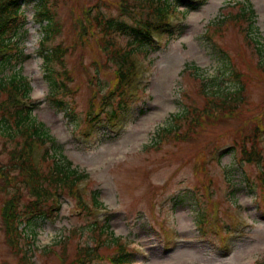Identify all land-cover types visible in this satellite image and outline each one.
I'll list each match as a JSON object with an SVG mask.
<instances>
[{
	"label": "rangeland",
	"instance_id": "374dc122",
	"mask_svg": "<svg viewBox=\"0 0 264 264\" xmlns=\"http://www.w3.org/2000/svg\"><path fill=\"white\" fill-rule=\"evenodd\" d=\"M87 1L88 5L93 2ZM250 1L255 10L252 35L264 47V0ZM54 2L56 6L51 8L55 9L54 20L62 21L64 27L52 43L63 40L72 44L71 8L79 12V5L86 0ZM238 9L239 5L235 6L233 0H207L198 9L187 12L186 17L177 16L185 24L182 36L167 41L162 38L163 45L159 49L148 51L145 48L143 55H139V63L146 70L141 80L146 89L136 96L128 119L120 121L123 128L99 125L100 142L88 147L82 129L93 90L90 79L97 67L77 69V90L67 97L59 94L58 97L67 102L65 108L60 107L50 97L57 93L52 92L41 54L47 22L39 21L33 2L24 5L21 20L24 18L26 23L16 32H25V37L18 42L22 53L14 57L12 66L2 65L0 76L5 79L16 72L29 76L32 97L39 104L34 109L37 121L61 144V152L72 161L73 167L90 175L89 184L83 190L87 203L89 190L96 189L107 211L101 215L96 209V213L89 216L79 207L76 196L65 195L60 199L61 210L53 221L39 216L28 220L27 231L35 233L36 237L23 234V254L7 242L0 215V264H71L72 260L76 261L80 247L92 243V222L103 221L105 216L110 217L115 234L125 237L130 241V248L138 250L133 256L134 264H258L264 260V187L258 180L257 167L240 163L241 147L236 150L238 157L230 150L231 142L236 143L233 128L241 119L221 124L206 120L194 138L188 140L184 136L167 143L163 140L164 129L180 123L176 115L182 117L188 103L199 106L204 103L198 73L185 71L186 65L199 67L203 77L212 81H208L207 86L219 91V95L234 92L241 86L234 77L238 67L228 58L249 55L247 48L252 49V42L231 27L222 36L213 32L218 19ZM104 10L116 15L112 8L104 7ZM207 29L212 35H207ZM83 51L86 64L90 65L94 57L106 59L102 51L80 47L74 56L67 55L68 65L71 66ZM261 57L264 60V50ZM108 71L95 74L94 86L101 93L113 84ZM246 84L252 102L242 107V118L251 117L264 105V81L248 78ZM251 121L244 126L243 133L252 132L255 123L252 126ZM6 132L0 125V162L9 164L11 150L16 142L21 143V136L17 135L14 141ZM240 136L238 134L237 138ZM258 139L264 145V128ZM157 142L163 146H152ZM208 145H216L219 160L207 162ZM3 183L0 175V212L9 195L2 188ZM209 195L213 198L211 203ZM217 205L220 209L214 213L213 220L217 215L224 225L235 220L224 242L215 232L204 233L199 222L207 216L206 212L210 218L211 206ZM204 228L207 230L206 225ZM168 241L174 246L171 250L165 246ZM109 243L103 245L100 253L110 257ZM24 255L23 261L21 256Z\"/></svg>",
	"mask_w": 264,
	"mask_h": 264
},
{
	"label": "trees",
	"instance_id": "16d2710c",
	"mask_svg": "<svg viewBox=\"0 0 264 264\" xmlns=\"http://www.w3.org/2000/svg\"><path fill=\"white\" fill-rule=\"evenodd\" d=\"M207 0H97L91 6H88V1L79 5V12L71 8L73 13L71 29L75 37V45L71 48L72 51L76 50V46L80 45L82 49L91 47L90 49L97 51H104L106 59L94 57L91 60L92 64L102 67H113L109 70L108 76L111 78L113 88L119 100L113 105L109 112V120H114L118 115L125 111L127 102L130 99L126 98V93L130 86L134 83L135 71L137 65L135 64L134 56L136 51L141 50L146 44L152 45V31L159 28L168 27L167 13L170 12L174 5L185 6L188 10H196L201 5L206 3ZM34 3L36 12L40 22H47L44 27V37L41 39V54L43 55L44 63L49 76L50 87L52 92L57 93L58 87L61 84L66 86L63 78L59 80L54 78V71L51 65L54 61H59L65 66L64 54L69 51V48L62 42L52 44L54 35L58 33L63 27L64 23L60 20H54L56 6L54 0H0V49H7L12 47L14 43H7L8 31H17L21 26L20 19L16 20L17 15L24 12L23 4ZM68 3V1H65ZM101 3H106V8H112L116 11L117 15L106 14L102 8ZM234 5H240V8L235 13L225 14V17L216 21V28L213 32L216 35L224 33L229 27L242 29L243 22L237 23L238 18L241 20L249 21V29H254L255 23V10L252 8L249 0H235ZM20 23V24H19ZM26 23L23 19L22 25ZM251 30V32H252ZM169 36L174 34H181L182 27L177 29L167 28ZM239 33L248 37L252 42L258 43L257 49L260 54H263L264 47L257 37H252L250 31L245 34ZM13 34V33H12ZM212 35V34H210ZM127 37L128 41L122 46L118 37ZM25 37V32L21 33V38ZM52 44V45H51ZM23 49L21 48L20 51ZM3 56L0 59V71L3 64L12 66L13 56ZM245 54L235 57L236 62L241 58H245ZM226 56L223 55V58ZM4 59V60H3ZM85 52L83 51L78 57L77 61L84 66ZM3 60V61H2ZM245 62H248L244 59ZM186 65L185 71L193 70L198 73L196 75L202 83L203 92L206 95L202 106L190 104L192 116H190V124L194 125L203 123L206 120L219 123L228 121L236 110H241L243 104L248 100V93L244 91V85L234 91L227 93L224 96H219L215 89H208L207 82L203 81L202 71L197 66H192L189 69ZM85 67V66H84ZM234 70V68H232ZM251 69L256 72V76L264 81V60L263 58L251 66ZM69 76V71L64 70L59 73ZM193 74V73H192ZM59 83V84H58ZM212 91V92H208ZM5 91V93H4ZM31 83L25 75L20 72L12 74L9 78L2 79L0 76V121L7 122L6 127L15 140L17 135L21 136V143L16 142V146L11 150V158L9 164L0 162V175L3 179L2 188L9 193L8 197L4 199L3 206L1 207V220L3 229L5 231L6 240L16 252L23 250L21 243L22 234L35 236V233L27 231L28 227L20 228V225L25 222V219L36 216L46 218L53 221L61 210V200L64 195L77 193L76 183L86 173H81L77 167H73L70 161L62 152L61 146L49 135L48 128L44 127L42 122H37L31 107L28 108L21 103V98L31 99ZM54 95V94H51ZM53 96L52 98H55ZM29 99V100H30ZM57 104L61 106L67 103L57 100ZM31 102V101H30ZM32 104V103H31ZM179 116V115H178ZM177 117V121L181 120ZM264 120V117L261 118ZM258 116H251L243 118L238 126L237 133L235 134L236 143L233 147L235 156L238 157L235 150L236 146L241 147V159L243 162L250 164L256 163V166L261 170L258 172L260 184L264 187V152L252 150L249 147L250 137L257 136V132L252 134L257 127L263 122ZM249 120L254 127L251 128L252 132L243 133L242 130ZM181 123L166 127L165 136L169 134H177L181 128ZM189 126V124H188ZM191 126V125H190ZM241 134L240 139L237 138ZM252 134V135H251ZM37 135L42 137V141L46 143L52 140L53 152L44 155L42 161L47 162V167L42 168L37 162L31 158L32 143L29 139ZM94 203H98L97 193L93 195ZM83 206V205H82ZM205 219L201 220L204 223ZM29 223V221H28ZM110 221H106L103 227H106L110 233L109 240L111 241L107 247L111 248L109 255L99 254L100 248L85 244L80 247V252L77 255L76 261H71V264H90L94 257L99 258L100 262L96 264H131L133 259L131 252L128 248V243L122 239L121 236L115 235V232L110 228ZM30 225V223L28 224ZM100 224L96 221L90 227V241L94 242L95 239L100 238L101 245L105 243L102 239L105 230L103 227L99 230L98 234L94 233V227ZM21 229V230H20ZM25 230V231H24ZM106 240V239H105ZM108 256V257H107ZM66 256H64V259ZM25 257L21 256L24 261ZM87 259H92L88 262ZM264 259V258H263ZM258 264H264V260L259 261Z\"/></svg>",
	"mask_w": 264,
	"mask_h": 264
}]
</instances>
